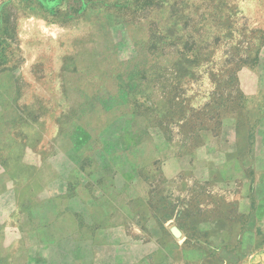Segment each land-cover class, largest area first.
I'll return each instance as SVG.
<instances>
[{
	"label": "rangeland",
	"instance_id": "rangeland-1",
	"mask_svg": "<svg viewBox=\"0 0 264 264\" xmlns=\"http://www.w3.org/2000/svg\"><path fill=\"white\" fill-rule=\"evenodd\" d=\"M0 82L20 132L34 134L11 176L33 189L75 84L97 86L99 119L129 113L165 139L202 132L212 147L238 129L248 142L253 91L264 92V0H0ZM235 223L215 264H264V180Z\"/></svg>",
	"mask_w": 264,
	"mask_h": 264
},
{
	"label": "crops",
	"instance_id": "crops-1",
	"mask_svg": "<svg viewBox=\"0 0 264 264\" xmlns=\"http://www.w3.org/2000/svg\"><path fill=\"white\" fill-rule=\"evenodd\" d=\"M95 91L69 89L76 99H66L33 189L11 176L34 134L20 132L12 88L0 82V264L226 262L221 240L264 180V92L253 91L249 141L235 129L213 136L230 147H212L202 132L198 142L193 133L165 139L129 113L99 119ZM19 135L31 141L22 145Z\"/></svg>",
	"mask_w": 264,
	"mask_h": 264
}]
</instances>
